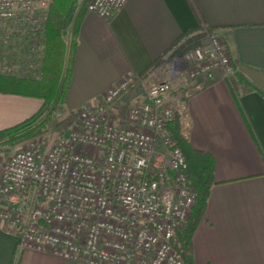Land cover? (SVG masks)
Segmentation results:
<instances>
[{
    "label": "built area",
    "instance_id": "2783aa9c",
    "mask_svg": "<svg viewBox=\"0 0 264 264\" xmlns=\"http://www.w3.org/2000/svg\"><path fill=\"white\" fill-rule=\"evenodd\" d=\"M50 0H0V20L44 8ZM127 0H88L103 19ZM229 78L233 64L215 31L151 84L130 107L125 125L112 104L138 81L129 75L88 101L50 147L32 145L10 154L0 177V222L14 228L20 249L49 252L81 264H183L177 232L195 194L186 163L167 134L176 117L167 100L172 79Z\"/></svg>",
    "mask_w": 264,
    "mask_h": 264
},
{
    "label": "crops",
    "instance_id": "0c3cea01",
    "mask_svg": "<svg viewBox=\"0 0 264 264\" xmlns=\"http://www.w3.org/2000/svg\"><path fill=\"white\" fill-rule=\"evenodd\" d=\"M197 15L223 37L233 68L257 91L247 84L234 91L219 71L212 78L181 73L172 79L166 98L176 107L181 134L214 161L206 208L191 238L193 264H264V0H127L107 20L86 11L62 107L98 101L129 75L138 81L111 110L121 114L141 102L142 84L168 78L171 48L197 26ZM42 103L0 93V131L30 118ZM0 264L81 263L20 249L14 228L0 222Z\"/></svg>",
    "mask_w": 264,
    "mask_h": 264
},
{
    "label": "trees",
    "instance_id": "16d2710c",
    "mask_svg": "<svg viewBox=\"0 0 264 264\" xmlns=\"http://www.w3.org/2000/svg\"><path fill=\"white\" fill-rule=\"evenodd\" d=\"M86 6L87 0H82L81 4L78 0H52L45 11L22 14L15 19L22 48L10 63L17 70L15 73L5 71L8 64L0 66V93L37 98L43 103L27 120L0 131V147L44 134L51 119L63 106L71 80L78 24ZM197 19V26L183 33L173 45L168 59L184 55L201 45L204 37L215 31L205 26L198 15ZM67 33L70 38L65 43L63 36ZM3 68L5 70L2 71ZM228 83L234 91L243 84L257 91L256 86L235 69ZM166 131L184 157L188 184L195 194L189 219L177 232V249L183 264H193L191 238L206 208L208 192L213 184L214 161L209 153L190 146L181 134L177 116L167 125Z\"/></svg>",
    "mask_w": 264,
    "mask_h": 264
},
{
    "label": "rangeland",
    "instance_id": "374dc122",
    "mask_svg": "<svg viewBox=\"0 0 264 264\" xmlns=\"http://www.w3.org/2000/svg\"><path fill=\"white\" fill-rule=\"evenodd\" d=\"M51 2L52 0L49 1L46 7L37 9L34 12L45 11ZM81 3H82V0H78V4H81ZM19 15H22V14H18L14 19L0 20V66L3 67L4 64L6 65L8 64L6 70L5 68H3L2 71L5 70L11 73H15L17 70L13 68L10 63L13 60H15L14 57L17 58V54L19 50L22 48V46L19 44L21 43V39H20L21 37L18 31V26L16 24L17 22H15V19ZM178 56L179 55H174L173 57L168 59L165 62L164 67L170 68L178 60ZM164 67L157 70L159 74L163 72ZM160 81H161V78L159 77V78H154V80L152 82L150 81L147 85L142 84V86H140L141 94H143L144 89H147L151 84H155ZM84 104H82V106ZM82 106H80L79 108H81ZM79 108L75 110L67 111L64 107H61L57 115H55V117H53L51 121L49 122V124L47 125V128H46L47 131L44 134L32 137L31 139L26 140V141L16 143L15 145L1 146L0 147V163L4 164L8 156L12 154L13 152L20 150V149L30 147L32 145L45 146V147L52 146L57 140V138L64 133L66 126H67V123H66L67 120L71 119V117L73 116L72 114ZM127 111L128 109L126 108L124 109L123 112H121V114H118L112 111V114H113L112 117L113 118L118 117L119 120L122 121L123 125H125L124 121H125V116H126Z\"/></svg>",
    "mask_w": 264,
    "mask_h": 264
}]
</instances>
